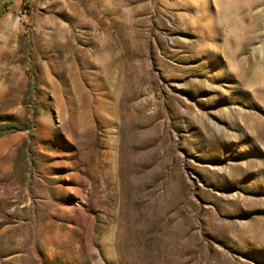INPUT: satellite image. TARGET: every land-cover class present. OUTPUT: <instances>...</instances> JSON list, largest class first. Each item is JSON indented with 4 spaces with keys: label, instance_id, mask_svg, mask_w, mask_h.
I'll return each mask as SVG.
<instances>
[{
    "label": "rangeland",
    "instance_id": "374dc122",
    "mask_svg": "<svg viewBox=\"0 0 264 264\" xmlns=\"http://www.w3.org/2000/svg\"><path fill=\"white\" fill-rule=\"evenodd\" d=\"M0 264H264V0H0Z\"/></svg>",
    "mask_w": 264,
    "mask_h": 264
},
{
    "label": "trees",
    "instance_id": "16d2710c",
    "mask_svg": "<svg viewBox=\"0 0 264 264\" xmlns=\"http://www.w3.org/2000/svg\"><path fill=\"white\" fill-rule=\"evenodd\" d=\"M1 128L3 131L9 130L11 129L10 127H8L7 125H1Z\"/></svg>",
    "mask_w": 264,
    "mask_h": 264
}]
</instances>
